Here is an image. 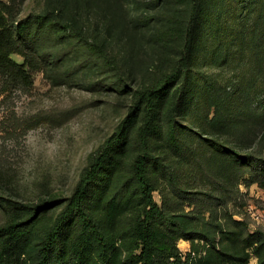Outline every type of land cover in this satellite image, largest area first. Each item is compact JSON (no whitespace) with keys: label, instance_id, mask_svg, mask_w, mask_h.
<instances>
[{"label":"rangeland","instance_id":"rangeland-1","mask_svg":"<svg viewBox=\"0 0 264 264\" xmlns=\"http://www.w3.org/2000/svg\"><path fill=\"white\" fill-rule=\"evenodd\" d=\"M123 1V6L114 9L116 18L112 16L115 28L125 20L114 48L133 68L123 80L114 69L93 67L82 46L72 51L70 62L78 72L71 78L63 73L65 66L56 68V81L42 70L35 71L31 86L10 82L4 89L0 78V171L19 199L56 198V206L40 217V227L55 218L91 156L127 114L134 89L169 70L180 56L178 37L157 34L165 26L176 29L187 18L189 0ZM262 2L258 0L254 10L248 11L247 0H201L190 83L174 115L181 150H175L168 139L176 98L173 91L163 107L162 135L152 140L150 174L155 198L159 203L169 200L171 210L193 212L212 238L177 239L183 257L189 254L196 264H220L221 250L235 251L241 246L221 240L218 222L245 218L249 231L264 229V187L249 181V168L238 157L250 144H264V102L257 91L264 84L263 69L258 72L259 64L264 65V44L260 61L252 38L242 29L261 14ZM44 3L23 0L18 14L40 10ZM260 24L264 33V20ZM13 57L23 60L19 53ZM208 79L222 87L217 111L207 101ZM239 81L254 85L236 92ZM136 133L134 129L95 179L88 200L89 209L115 239L119 264H138L140 250L132 225L145 201L130 179L132 161L141 151ZM6 214L0 205V222ZM257 261L252 254L249 264Z\"/></svg>","mask_w":264,"mask_h":264},{"label":"trees","instance_id":"trees-1","mask_svg":"<svg viewBox=\"0 0 264 264\" xmlns=\"http://www.w3.org/2000/svg\"><path fill=\"white\" fill-rule=\"evenodd\" d=\"M22 1L0 0V78L3 79L4 89L10 82L31 86L37 70H42L56 81V68L60 66H65L63 73L71 78L76 70L70 62L73 60L72 51H78L81 46L87 50L88 61H92L93 67L114 69L121 80L132 73V66L119 58L114 49L125 23L123 20L121 26L115 28L114 9L123 6V0H45L42 9L19 16L17 8ZM247 1V10H254L258 0ZM189 2L187 18L176 29L165 26L157 34L178 37L181 40L180 56L169 70H162L151 82L134 89L133 102L127 114L91 156L73 192L61 202L64 204L51 223L40 227L38 222L44 212L56 206V198L35 202L19 199L12 195L11 183L0 171V205L7 212L6 218L0 222V264H119L114 250L115 239L89 209L88 200L92 195L93 182L102 174L116 151L124 146L134 129L141 151L132 161L130 179L145 201L143 211L134 218L132 225L140 248L136 256L138 264H196L189 254L183 257L177 239L205 237L211 241L208 230L200 226L193 212L171 210V202L167 199L159 203L150 174L154 151L152 140L162 135L163 107L172 91L176 98L169 115L168 139L175 150H181L174 115L177 104L186 97V88L190 83L189 64L203 11L201 0ZM260 10L261 14L254 17L246 28L248 20L242 29L252 38L254 53L261 56L262 61L264 33L259 27L264 20V2ZM14 53L22 55L23 60L13 57ZM125 69L128 71L125 72ZM260 69H263L264 80V65L259 64L258 72ZM253 85V82L244 85L239 81L235 89L240 92ZM221 88L212 79H208L205 85L207 101L214 105L216 111L220 108ZM257 91H260L264 102V84ZM238 157L249 168V181L264 187L262 141L250 144ZM4 193L9 196L5 197ZM117 203L119 201L116 200ZM216 225L221 231L222 241L230 240L234 246L241 245L232 249H237L235 251L221 250L220 264H249L252 254L258 257L257 264H264L263 228L249 231L245 218L226 219Z\"/></svg>","mask_w":264,"mask_h":264}]
</instances>
